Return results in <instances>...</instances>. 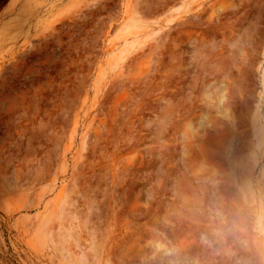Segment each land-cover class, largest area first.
Masks as SVG:
<instances>
[{
  "label": "rangeland",
  "instance_id": "obj_1",
  "mask_svg": "<svg viewBox=\"0 0 264 264\" xmlns=\"http://www.w3.org/2000/svg\"><path fill=\"white\" fill-rule=\"evenodd\" d=\"M264 264V0H0V264Z\"/></svg>",
  "mask_w": 264,
  "mask_h": 264
},
{
  "label": "trees",
  "instance_id": "obj_2",
  "mask_svg": "<svg viewBox=\"0 0 264 264\" xmlns=\"http://www.w3.org/2000/svg\"><path fill=\"white\" fill-rule=\"evenodd\" d=\"M13 264H17L15 261H12Z\"/></svg>",
  "mask_w": 264,
  "mask_h": 264
}]
</instances>
